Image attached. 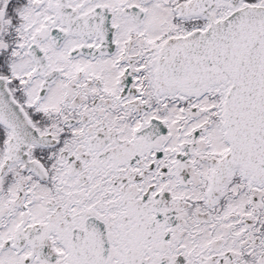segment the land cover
I'll use <instances>...</instances> for the list:
<instances>
[{
    "label": "snow or ice",
    "instance_id": "obj_1",
    "mask_svg": "<svg viewBox=\"0 0 264 264\" xmlns=\"http://www.w3.org/2000/svg\"><path fill=\"white\" fill-rule=\"evenodd\" d=\"M0 264H264V0H0Z\"/></svg>",
    "mask_w": 264,
    "mask_h": 264
}]
</instances>
